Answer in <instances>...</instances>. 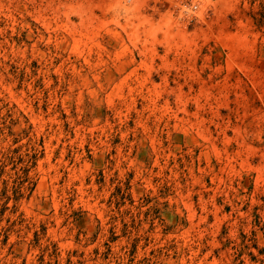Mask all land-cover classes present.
<instances>
[{"label": "rangeland", "instance_id": "rangeland-1", "mask_svg": "<svg viewBox=\"0 0 264 264\" xmlns=\"http://www.w3.org/2000/svg\"><path fill=\"white\" fill-rule=\"evenodd\" d=\"M0 264H264V0H0Z\"/></svg>", "mask_w": 264, "mask_h": 264}, {"label": "built area", "instance_id": "built-area-1", "mask_svg": "<svg viewBox=\"0 0 264 264\" xmlns=\"http://www.w3.org/2000/svg\"><path fill=\"white\" fill-rule=\"evenodd\" d=\"M194 8H195V9H197V8H198V6H194Z\"/></svg>", "mask_w": 264, "mask_h": 264}]
</instances>
